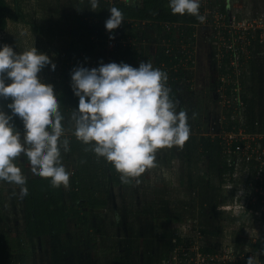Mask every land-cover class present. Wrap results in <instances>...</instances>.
<instances>
[{
    "label": "rangeland",
    "instance_id": "374dc122",
    "mask_svg": "<svg viewBox=\"0 0 264 264\" xmlns=\"http://www.w3.org/2000/svg\"><path fill=\"white\" fill-rule=\"evenodd\" d=\"M7 1L12 5L14 3L13 0ZM115 1L100 0L99 6L92 9L90 0H19L26 20L10 22L5 31H0V40L6 39L8 45L18 52L37 47L57 69L55 74L46 69L42 73V83L73 91L71 74L82 60H78V57H74V61L70 59L71 44L75 43L76 47L72 48L77 49L99 41L95 54L82 62L85 64L80 63L89 68L95 62L107 59L108 52L104 50L119 47L120 28L112 33L105 28V21L109 18L105 15ZM134 1L127 0L130 5L136 3ZM251 5L264 8V0H238L237 3L239 10H252ZM255 11L259 12L257 8ZM80 25L85 28L81 29ZM196 34L193 39L197 48L196 63L188 76V81L193 84L191 89L187 88L194 98H188L189 93L185 90V94L176 99L177 110L182 109L188 115L191 129L189 139L182 147L159 149L154 165L141 176L130 178V184L122 182L120 175L113 178V170L109 168L111 164L104 158H98L89 145L76 139L72 121L76 104L70 107L67 116L70 126L65 132L70 150L62 153V162L71 173L70 181L76 173L86 171L78 180L88 187L89 194H108L109 204L101 211H90L85 206L79 220L68 215L67 231L56 242L47 235L32 241L27 239V264H160L166 249H173L170 251L171 257L175 249L179 248V252L184 249L182 247L185 245L175 246V237L183 240L191 236L193 243L205 245L203 243L211 241L207 234L214 230L222 232L224 237L230 234L239 239L256 240L263 235L260 227L241 226L237 218L240 214L235 210L236 207L240 208L237 205L243 201L240 191L253 168L252 163L237 159L231 174V171L221 173L220 157H210L209 160L206 155L203 156L200 143L195 147L187 146L193 140L221 139V135H224L221 117L226 107L216 100L212 88L219 77L212 65L213 29L208 25L202 26ZM103 35L104 38L101 37ZM102 41L104 44L112 41L113 45L104 46ZM142 50L147 55L155 53V43L144 45ZM150 62L154 65V58ZM66 65L73 71L63 73ZM214 161L218 163L215 168L212 166ZM15 163L25 179L38 177L32 174L23 157ZM222 178L225 182H222ZM69 185L64 187L67 193ZM0 189L7 195L2 206L3 221L8 229L6 232H10V238L20 231L27 234L24 201L20 198L19 188L0 182ZM200 231L206 232L198 235ZM246 231L247 234H244ZM12 263H15L14 260Z\"/></svg>",
    "mask_w": 264,
    "mask_h": 264
},
{
    "label": "clouds",
    "instance_id": "9594fccd",
    "mask_svg": "<svg viewBox=\"0 0 264 264\" xmlns=\"http://www.w3.org/2000/svg\"><path fill=\"white\" fill-rule=\"evenodd\" d=\"M100 0H90L91 8ZM172 14L192 15L204 22L201 0H168ZM105 21L110 33L125 22L120 9H109ZM56 66L37 47L18 52L0 44V181L20 189L23 200L29 193L27 180L16 167L24 158L34 176L50 179L53 187H67L71 173L62 162L68 152L64 116L54 88L42 83V73ZM166 71L150 61L139 66L128 63H100L98 67L79 66L71 74V87L78 97L73 108V135L89 145L98 158H104L120 174L122 182L141 176L151 168L159 149L182 147L190 136L188 115L177 110L168 86ZM19 120L23 132L15 123ZM248 256L246 264H257Z\"/></svg>",
    "mask_w": 264,
    "mask_h": 264
},
{
    "label": "built area",
    "instance_id": "2783aa9c",
    "mask_svg": "<svg viewBox=\"0 0 264 264\" xmlns=\"http://www.w3.org/2000/svg\"><path fill=\"white\" fill-rule=\"evenodd\" d=\"M121 1L128 4L127 0ZM237 3L238 0H201L200 14L206 17L204 22L193 25L192 30L187 27L182 29L181 24L165 23L164 33L175 31L178 35L173 39L164 36L161 43L167 55L176 58L170 70L174 77L168 82V86L186 85L191 89L193 82L188 81V76L196 63L197 51L193 39L200 27L211 26L212 63L219 73L214 94L216 100L226 107L223 111H235L245 122L244 117L249 111L246 100L262 99V105L256 104L254 107L256 106V111H263V117L258 116L251 127L241 126L237 131H229L228 124L225 123L226 118L222 116L224 135H221V139L223 156L230 168L234 170L233 164L237 159L247 160L253 165L240 191V197H244L243 201L237 205L240 208L235 209L240 214L238 221L244 227H260L264 233V8L259 9L251 5L252 10H239ZM247 3L249 4V1ZM256 8L259 12L255 11ZM146 25L143 23L144 30ZM127 41L132 42L133 39L127 37L125 42ZM107 44L113 45L112 41ZM146 44L153 45L148 38ZM235 144L236 147L233 148ZM232 175L236 177L234 173ZM199 233L198 235L202 234L201 231ZM244 234H247V231ZM221 236L209 235L211 241L203 243L205 245L193 243L191 236H188L183 240L188 239L190 245L182 244L181 246L185 247H182L184 249L180 252L179 248L175 249L171 260L166 264H181L182 254V259L187 264H246L250 255L258 257L257 264H261L259 253L251 248L248 241L233 238L230 234L226 237L223 235L222 239ZM227 240L229 241L225 245ZM174 241L175 246H178L177 237ZM210 247L214 252H203L202 249Z\"/></svg>",
    "mask_w": 264,
    "mask_h": 264
},
{
    "label": "trees",
    "instance_id": "16d2710c",
    "mask_svg": "<svg viewBox=\"0 0 264 264\" xmlns=\"http://www.w3.org/2000/svg\"><path fill=\"white\" fill-rule=\"evenodd\" d=\"M13 5L10 4L7 0H0V31H5L8 28L10 22L17 23L26 20V14L24 13L22 7L20 6L19 0H13ZM132 5L126 4L121 0H116L115 3L110 7H116L121 10L124 16V23L121 25V36L119 38V47L117 49L112 50H104L107 51V59L99 60L94 63L92 67H98L100 63L109 62H117V63H128L130 65L135 66L139 64L141 61H150L154 58V67L160 68L167 72L168 74V82H171V79L174 77V73L171 68L174 66L176 62V58L174 56H168L166 53V49L162 46L161 40L165 37H171L172 39L178 35L177 32L173 31L171 33H164V24H181V28L184 27L192 28L193 25L199 23L200 21L197 17L192 15H179L172 14L171 9L168 4V0H135ZM227 5V4H226ZM201 8V7H200ZM111 15L110 11L105 15V17H109ZM105 17H99L104 18ZM79 20H82L78 17ZM143 23H146V30L143 28ZM81 29H84L82 25H80ZM192 30V29H191ZM165 34V35H164ZM104 38V35L101 36ZM127 37L133 39L132 42H125ZM147 38L152 43H155L156 52L145 53L142 49L143 46L146 45ZM90 42L89 44H85L84 47L82 45L81 48L77 47V49H73L72 47H76V44H71L72 53L70 59L74 61V57H78V60L86 61V58L89 55H94L95 51L99 49L97 47V41ZM108 42V41H107ZM157 43V44H156ZM0 44H8L6 39H1ZM104 44V41H102ZM107 46V43L104 44ZM146 48V47H145ZM145 50V49H144ZM146 51V50H145ZM213 62V61H212ZM80 63H77V67L81 66ZM85 64V63H82ZM163 65L165 67H163ZM213 65V64H212ZM87 67V65H82ZM89 68V67H88ZM73 71L69 65L63 68V73H70ZM261 83V80H260ZM56 85V81L53 82ZM189 86L177 87L172 84L171 88V97L173 100L183 96ZM215 83L212 86L213 91L215 90ZM57 93V99L60 103V111L64 116V127L65 130L70 126V121L68 119L70 107L75 103L76 107H78V97H76L73 91L59 89L58 87L54 88ZM71 91V92H70ZM186 93V94H187ZM191 93L187 94V97H191ZM192 98H194L192 96ZM259 98V100H246L248 102L247 115L244 117L245 122L241 120L240 116L235 114V111H223L222 116L226 118L225 123L228 124L229 131H237L241 126H250L255 122L256 119L262 117L263 111H256V106L254 105H262L263 101ZM9 101L0 100V104L5 106V110L7 111V103ZM18 130L23 132V125L17 119L15 121ZM220 138L212 139L209 138L207 140L202 141H194L191 143H187V146L195 147L199 143L201 144L203 151V156L206 155L210 160L212 158L220 157L222 161L221 173L224 172H232L233 169L228 166V163L223 156V146L220 143ZM236 147V144L233 145V148ZM218 161V160H217ZM217 161L212 162V166H216ZM110 170H113L112 177L114 178L117 175H120L114 166L109 165ZM215 168V167H214ZM230 172V174H231ZM86 171L78 172L74 176V178L70 181L68 193L65 191L64 186L61 187H53L51 185L50 179L35 177L33 179H26L27 184L25 185L28 189L29 195L23 199L24 201V213L25 219L27 222V234L22 233L21 231L10 238V235L6 232L8 231L7 226L5 225V216L2 213V206L5 204L7 195L5 192H2L0 189V264H11L12 260H14V264H27V260L29 258V254L25 253V250H29L27 247V239L34 240L37 237L49 236L53 242H56L62 234L67 231L68 228V215L72 216L75 220H79L82 209L86 206L90 211H101L109 204V197L106 193L96 192L93 194H89V190L86 189L88 187H84V183L82 180H78L79 176L84 175ZM223 175V174H222ZM83 179V178H81ZM220 179V177H219ZM218 179V180H219ZM5 182V181H0ZM222 182L224 178H222ZM131 181L126 182V184H130ZM20 190V189H18ZM16 190V191H18ZM15 194V191H12ZM68 196V200L66 199ZM67 200V202H66ZM4 220V221H3ZM204 229V228H203ZM205 233L206 231H202ZM202 233V234H203ZM208 236H219L222 235V232L219 230H214L212 233L207 234ZM30 237V238H29ZM176 238V237H175ZM178 243L177 245L181 247L182 244L189 246V240H182L180 237H177ZM256 248H259L257 244H255ZM206 248L202 249L203 252H214L212 249ZM171 250L172 248L165 252L160 260V264H166L171 259ZM184 255H181L180 262L181 264L185 263L184 259H182ZM15 258V259H14ZM262 264H264V253L261 257ZM13 264V263H12Z\"/></svg>",
    "mask_w": 264,
    "mask_h": 264
},
{
    "label": "crops",
    "instance_id": "0c3cea01",
    "mask_svg": "<svg viewBox=\"0 0 264 264\" xmlns=\"http://www.w3.org/2000/svg\"><path fill=\"white\" fill-rule=\"evenodd\" d=\"M171 85V84H170ZM169 85V87H170ZM263 117V116H262ZM245 241H248L249 242V245L251 246V248L254 249L255 252H258L259 253V261L261 262L262 264V260H261V257H262V254L264 253V233L263 235H261L259 238H257L256 240H252V239H248V238H244ZM255 244H257V246L259 248H256Z\"/></svg>",
    "mask_w": 264,
    "mask_h": 264
},
{
    "label": "flooded vegetation",
    "instance_id": "af4514ba",
    "mask_svg": "<svg viewBox=\"0 0 264 264\" xmlns=\"http://www.w3.org/2000/svg\"><path fill=\"white\" fill-rule=\"evenodd\" d=\"M29 240V239H28Z\"/></svg>",
    "mask_w": 264,
    "mask_h": 264
}]
</instances>
